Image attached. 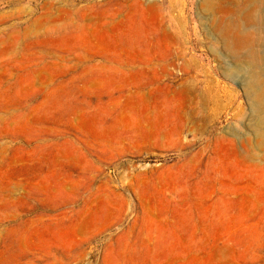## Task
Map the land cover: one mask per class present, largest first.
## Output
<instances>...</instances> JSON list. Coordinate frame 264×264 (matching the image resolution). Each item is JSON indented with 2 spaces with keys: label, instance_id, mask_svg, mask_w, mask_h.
Masks as SVG:
<instances>
[{
  "label": "rangeland",
  "instance_id": "1",
  "mask_svg": "<svg viewBox=\"0 0 264 264\" xmlns=\"http://www.w3.org/2000/svg\"><path fill=\"white\" fill-rule=\"evenodd\" d=\"M206 2L0 0V264H264V155L245 135L264 3L251 22L247 0ZM221 26L258 41L231 52ZM239 173L253 222L231 207ZM189 192L204 234L185 227Z\"/></svg>",
  "mask_w": 264,
  "mask_h": 264
},
{
  "label": "bare ground",
  "instance_id": "2",
  "mask_svg": "<svg viewBox=\"0 0 264 264\" xmlns=\"http://www.w3.org/2000/svg\"><path fill=\"white\" fill-rule=\"evenodd\" d=\"M206 1V0H205ZM216 1L217 0H207V2L205 3L206 5H207V8H208V11H210V10H212L211 11V13L213 12V10H214V7L216 6L215 4H216ZM220 1V0H219ZM234 1V0H233ZM249 4L250 5V7H249V13H248V18H249V20L252 22L253 20H257V19H259L260 18V16H259V13H258V10H257V6L259 5V4H261V3H264V0H247V2H246V4ZM258 8H260V7H258ZM248 11V10H247ZM247 18V19H248ZM250 22V23H251ZM253 25V24H252ZM214 27V26H213ZM233 30V29H232ZM219 32H220V34L222 35V38H223V43H224V47H226V49L227 50H229V51H231V52H235L236 50V53L238 52V50H239V48L243 45V43H247V44H252V43H254L255 41H258V39L257 38H254V36H252V35H250V36H248V37H246L245 39H243L242 40V36L240 37V38H237V37H235V42H231L230 41V33L231 32H229V27H226V26H221L220 27V29L218 30ZM249 32V31H248ZM247 33V32H246ZM264 33V32H263ZM219 34V35H220ZM238 34V33H237ZM246 36V35H245ZM233 40V41H234ZM256 44V43H255ZM254 44V45H255ZM239 46V47H238ZM245 46V45H244ZM253 46V45H252ZM249 47V46H248ZM245 48V47H244ZM225 49V48H224ZM241 50H242V48H241ZM255 50V49H254ZM249 51H250V49H249ZM257 51V50H256ZM241 54V53H240ZM248 54V53H247ZM243 55V54H242ZM246 55V54H245ZM249 55V54H248ZM236 56V55H235ZM246 57V56H245ZM249 62H250V64H251V66H254L253 67V69L251 70V72L249 73L250 74V76H248L249 77V79H248V83L246 84V88H247V93L249 94V97H250V100H251V102L249 101V103H251L252 104V106H254L256 109H257V111H253V113L254 114H252L251 116H250V119H249V124L246 126V128H245V131H246V136H252L253 137V142H252V144L255 146V149H257L258 151H263V155H264V78H263V76L260 74V70L258 71L257 70V66H259V63H260V59L258 58V55H257V53L254 51L253 53H250V55H249ZM263 70V69H262ZM250 71V70H249ZM261 73H262V71H261ZM247 77V78H248ZM251 106V105H250ZM252 108V107H251ZM252 109H254V108H252ZM229 136H238V134L239 133H237V132H235L234 130H230L228 133H227ZM245 135L244 136H242L243 138L245 137ZM239 138V137H238ZM247 139H248V137H247ZM241 140V139H240ZM239 140V141H240ZM242 140H244V139H242ZM241 140V141H242ZM225 141V140H224ZM231 142H232V140H230ZM230 141H229V139H228V141H226V142H228V145L229 144H231L230 143ZM245 141V140H244ZM243 142V141H242ZM241 142V143H242ZM251 142V141H250ZM239 144V143H238ZM250 144V143H249ZM234 145H235V142H234ZM234 145L232 146V147H234ZM242 145L244 146L245 144H243L242 143ZM248 145V144H247ZM252 145V146H253ZM249 146V145H248ZM251 147V146H250ZM231 148V147H230ZM245 147H243V149H244ZM247 148V147H246ZM231 150H232V148H231ZM230 150V151H231ZM253 153H255V152H253ZM226 155H228V154H226ZM226 155H221V152H220V150H218V149H214V151H212V149H210L209 148V146H205L204 148H203V150H202V156H203V158H204V163H205V167H208V164L207 163H209V161L210 160H213V161H215V167H216V169L219 171V170H221V169H223V171H224V169H227V171L226 172H228V170H230V169H228L227 168V166H229V165H227V162H225L224 160H226V159H224V156H226ZM235 155H236V158H234V159H232L234 162H231V167H232V163H234L233 164V166H234V168H235V164H237L238 162H239V164H243V165H245V166H247L248 164V161L252 158V156H254V155H252L251 154V152L249 151V150H237L236 149V153H235ZM258 155V154H257ZM263 155H261V156H263ZM229 156V155H228ZM225 158H227V156L225 157ZM222 159H224V160H222ZM256 159V158H255ZM255 159H253V160H255ZM259 161V160H258ZM223 162H225L226 163V165H224V163ZM250 163V162H249ZM238 164V165H239ZM261 164V163H260ZM250 165V164H249ZM224 166H226V167H224ZM233 168V169H234ZM249 168V167H248ZM247 168V169H248ZM256 168H257V166H256ZM259 168V167H258ZM236 169H237V167H236ZM247 169H245V170H247ZM259 169H262V168H259ZM188 170V169H187ZM222 171V172H223ZM233 171V170H232ZM232 171H231V173H232ZM243 171V170H242ZM242 171H241V173H242ZM206 172H207V170H206ZM244 172V171H243ZM257 171H256V169L253 171V173L252 174H254V173H256ZM188 173V172H187ZM225 173V172H224ZM227 173H225V175H226ZM245 174V173H244ZM208 175V174H207ZM213 175V174H212ZM211 174H210V177L212 176ZM238 175H240V173L239 174H237L235 177H238ZM242 175V174H241ZM251 176V175H250ZM253 176V175H252ZM249 177L250 179H252V178H254V176L253 177ZM209 178V177H208ZM212 178H214V177H212ZM225 178V177H224ZM248 178V177H247ZM246 177H243V176H240V177H238L235 181H234V183H233V187H232V189H233V197L231 198V203H232V209L234 208V209H236V210H239V212H241L242 213V215L244 214V215H246V217L251 221L252 219L254 220L255 219V215H257L256 213H257V211H259L260 210V205L258 204V202H257V200L255 199V195L257 194H255L254 193V190H256V189H254V186H253V182H254V184H256V185H258L257 183H255V180H248ZM223 179V178H222ZM221 179V181H222V183H223V181H225V179L224 180H222ZM263 180V179H262ZM214 180H212L211 179V182H213ZM220 181V182H221ZM231 181V180H230ZM232 182V181H231ZM230 182V183H231ZM259 182V181H258ZM210 183V182H209ZM214 183V182H213ZM222 183H221V185H222ZM225 183V182H224ZM227 183H228V179H227ZM206 184V183H205ZM215 184V183H214ZM229 184V183H228ZM211 186L213 185L212 183L210 184ZM215 185H217V184H215ZM220 185V186H221ZM226 185V184H225ZM231 186V185H230ZM261 186V185H260ZM208 187V186H207ZM214 187V186H213ZM222 187V186H221ZM223 187H224V185H223ZM227 187V186H226ZM259 186H255V188H258ZM212 188V187H211ZM213 189V188H212ZM216 189V188H215ZM215 189H213L214 191H215ZM259 189H261V188H259ZM259 189L257 190V192L259 191ZM218 190H219V188H218ZM193 191V190H192ZM213 191V192H214ZM219 191H221V189L219 190ZM229 191V190H228ZM227 191V192H228ZM211 192H212V190H211ZM210 192V193H211ZM213 192H212V194H213ZM224 192V190L222 191V193ZM229 192H232V190H230ZM261 192V191H260ZM194 194V193H193ZM192 193H188V196H187V198H186V200H187V210H186V212L185 213H187V218H188V225L186 224V228L192 233V234H194V235H196L198 232H200V233H205L204 232V228H203V226H202V224L204 223L203 222V214L205 213H203L202 215L200 214L201 213V211L199 212V204L200 203H198L197 201H196V199L194 198V195H193ZM215 194V193H214ZM211 195V194H210ZM210 195H208V196H206L207 198L206 199H209L208 197H210ZM219 195V194H218ZM227 195V194H226ZM258 195H259V193H258ZM213 196V195H212ZM211 196V197H212ZM263 196V195H262ZM256 197H258L257 195H256ZM204 197H202V199H203ZM259 198H261V197H259ZM199 199H200V197H199ZM212 199V198H211ZM258 199V198H257ZM210 200V199H209ZM212 200H214V199H212ZM260 200V202H261V199H259ZM229 200H227V202H228ZM210 202V201H209ZM259 202V203H260ZM208 203V202H207ZM208 204H210V203H208ZM227 204H229L230 205V203L228 202ZM203 206V205H202ZM205 206H206V204H205ZM224 206H226V208H227V205H224ZM204 208V207H203ZM211 208V207H210ZM228 209H229V207H228ZM231 209V208H230ZM231 209V210H232ZM203 210H205V209H203ZM221 210H223V209H221ZM230 210V211H231ZM206 211V210H205ZM220 211V210H219ZM224 211V210H223ZM227 211H229V210H227ZM207 213V212H206ZM205 213V214H206ZM233 214V213H232ZM231 214V215H232ZM207 215H208V213H207ZM214 215V214H213ZM224 215H225V213H224ZM236 215V214H235ZM234 215V217H236ZM205 216V215H204ZM241 216V215H240ZM220 217V216H219ZM224 217V216H223ZM243 217V216H242ZM245 217V216H244ZM208 218V216L206 217L205 216V220H208L209 221V219H207ZM230 218V217H229ZM229 218L228 217H226V219L229 221ZM239 218L240 217H237V219H236V221H234V222H237V220H239ZM246 218V219H247ZM214 219V218H213ZM220 219H221V217H220ZM231 219V218H230ZM245 219V220H246ZM234 220V219H233ZM242 220V219H241ZM253 220H252V222H253ZM187 221H186V223H187ZM244 221V220H243ZM243 221H239L240 223L239 224H241ZM203 222V223H202ZM217 222V221H216ZM216 222H215V225H217L216 224ZM258 222V221H257ZM205 224V223H204ZM209 223H207L206 225H208ZM211 224V223H210ZM238 224V222H237V225L240 227V225ZM242 224H245V222H243ZM257 224V223H256ZM212 225V224H211ZM248 225V227H249V224H247ZM251 225H252V223H251ZM243 226V225H242ZM245 226V225H244ZM254 227V226H253ZM186 228H185V230H186ZM206 228V227H205ZM243 228V227H242ZM251 228V227H250ZM239 229V228H238ZM187 230V231H188ZM188 231V232H189ZM208 231V230H207ZM226 231V230H225ZM187 234V233H186ZM189 234V233H188ZM210 235V234H209ZM193 236V235H192ZM192 236H191V238H192ZM190 238V239H191ZM189 239V238H188ZM193 239V238H192ZM194 239H195V237H194ZM222 239V238H221ZM221 264V263H220Z\"/></svg>",
  "mask_w": 264,
  "mask_h": 264
}]
</instances>
